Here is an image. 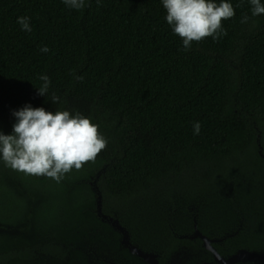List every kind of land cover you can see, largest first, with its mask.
Returning a JSON list of instances; mask_svg holds the SVG:
<instances>
[{
	"label": "trees",
	"instance_id": "obj_1",
	"mask_svg": "<svg viewBox=\"0 0 264 264\" xmlns=\"http://www.w3.org/2000/svg\"><path fill=\"white\" fill-rule=\"evenodd\" d=\"M227 2V34L184 51L162 0H86L79 11L0 0V132L12 134V112L30 104L78 111L108 141L59 183L0 160V264H146L97 215L94 186L102 213L158 264L213 261L199 240L179 238L194 221L223 238L213 245L221 257L264 252V15L252 17L249 0Z\"/></svg>",
	"mask_w": 264,
	"mask_h": 264
},
{
	"label": "clouds",
	"instance_id": "obj_2",
	"mask_svg": "<svg viewBox=\"0 0 264 264\" xmlns=\"http://www.w3.org/2000/svg\"><path fill=\"white\" fill-rule=\"evenodd\" d=\"M66 7L82 10L86 0H62ZM100 0H97L99 4ZM252 17L264 15L261 0H249ZM166 10V22L172 32L182 40L184 51L192 48L193 42H201L207 37L214 41L226 35L222 21L235 16V10L227 0H162ZM244 15L241 23H247ZM21 29L30 33V18H17ZM42 53H48L47 46L41 47ZM83 80V77H76ZM41 86L37 94L46 97L50 87L47 75H40ZM52 103L60 98L53 93ZM15 123L12 134L0 132V160L10 169L30 176H43L57 183L73 169L80 170L88 162H94L99 153L107 146V139L100 134L99 126L82 115L68 110L46 111L33 108L30 104L12 112ZM194 134L201 130L199 122L193 125Z\"/></svg>",
	"mask_w": 264,
	"mask_h": 264
},
{
	"label": "water",
	"instance_id": "obj_3",
	"mask_svg": "<svg viewBox=\"0 0 264 264\" xmlns=\"http://www.w3.org/2000/svg\"><path fill=\"white\" fill-rule=\"evenodd\" d=\"M261 157L264 158V154L260 152ZM95 191L97 194L96 198V211L97 215L101 218L102 221H106L110 223L109 225L114 228L121 235L120 245L121 247L127 249L130 254L140 258L146 264H158L157 255L153 253L143 252L135 245L131 244L128 232L124 227H122L118 220L113 219L104 215L101 211V196L98 193L97 188L95 187ZM193 237H199L202 241L203 247L212 253L214 264H236L242 262H258L264 264V252H251L248 250H239L235 254L231 255L228 258H222L215 251V249L211 246L212 242L221 241L219 240H211L206 236H203L199 231L195 230ZM191 236V237H192ZM185 237V236H184ZM191 237H189L191 239ZM192 237V238H193ZM202 264H212V263H202Z\"/></svg>",
	"mask_w": 264,
	"mask_h": 264
},
{
	"label": "flooded vegetation",
	"instance_id": "obj_4",
	"mask_svg": "<svg viewBox=\"0 0 264 264\" xmlns=\"http://www.w3.org/2000/svg\"><path fill=\"white\" fill-rule=\"evenodd\" d=\"M209 208H213V209H216L217 208V205H215V206H209ZM188 211L189 212H191L192 211V208H188ZM207 211H209V210H207ZM210 213H211V215L213 214L211 211L209 212V215L208 216H210ZM214 213L216 214V215H214V216H216L217 217V210L216 211H214ZM215 217V218H216ZM193 220H194V218H193ZM195 230H197V231H199L198 229H197V227H196V223L194 222V224H193V230L191 231V233H189V234H186V235H183V236H186V237H182V236H180L179 238H182V239H188V240H191V241H196V240H199L200 242H201V246H202V248L204 249V250H206L204 247H203V244H202V241L199 239V238H196V239H190L189 238V236H191L192 234H194V232H195ZM200 232V231H199ZM201 233V232H200ZM202 234V233H201ZM203 235V234H202ZM204 236V235H203ZM210 239V238H209ZM219 239H221V238H217V237H213L211 240H219ZM222 240H223V238H222ZM221 240V241H222ZM221 241H215V242H212L211 243V246L214 248V244H217V243H220ZM215 249V248H214ZM206 251H208V250H206ZM215 251H216V249H215ZM209 252V251H208ZM217 252V251H216ZM251 252H254V251H251ZM209 253H211V252H209ZM218 253V252H217ZM258 253V252H257ZM212 254V253H211ZM235 254V253H234ZM189 256H190V254H188ZM220 256V255H219ZM212 257H213V255H212ZM221 257V256H220ZM230 257V256H229ZM222 258H224V257H222ZM228 258V257H227ZM202 263H213V261L212 262H202ZM202 263H199V264H202ZM236 264H262V263H258V262H242V263H236Z\"/></svg>",
	"mask_w": 264,
	"mask_h": 264
},
{
	"label": "rangeland",
	"instance_id": "obj_5",
	"mask_svg": "<svg viewBox=\"0 0 264 264\" xmlns=\"http://www.w3.org/2000/svg\"><path fill=\"white\" fill-rule=\"evenodd\" d=\"M92 184H93V186L95 185L94 182H93ZM94 190H95V186H94ZM192 211H194V208L192 209ZM192 211H191V212H192ZM105 222H106V221H105ZM194 222L196 223V221H194ZM109 224H110V223H109ZM192 235H194V234H192ZM192 235H191V236H192ZM191 236H189V237H191ZM182 237H184V236H182ZM185 237H186V236H185ZM192 237H193V236H192ZM192 237H191L192 240H193V239H196V238H199V237H193V238H192ZM193 241H194V240H193ZM212 264H214V262H213Z\"/></svg>",
	"mask_w": 264,
	"mask_h": 264
}]
</instances>
